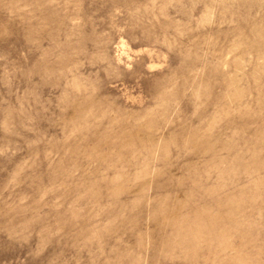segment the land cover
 <instances>
[{
  "label": "rangeland",
  "instance_id": "374dc122",
  "mask_svg": "<svg viewBox=\"0 0 264 264\" xmlns=\"http://www.w3.org/2000/svg\"><path fill=\"white\" fill-rule=\"evenodd\" d=\"M0 264H264V0H0Z\"/></svg>",
  "mask_w": 264,
  "mask_h": 264
}]
</instances>
